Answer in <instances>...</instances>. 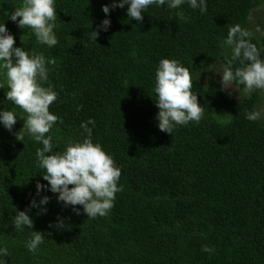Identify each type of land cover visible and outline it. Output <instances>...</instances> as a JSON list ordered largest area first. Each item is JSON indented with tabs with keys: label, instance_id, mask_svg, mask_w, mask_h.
I'll list each match as a JSON object with an SVG mask.
<instances>
[{
	"label": "trees",
	"instance_id": "16d2710c",
	"mask_svg": "<svg viewBox=\"0 0 264 264\" xmlns=\"http://www.w3.org/2000/svg\"><path fill=\"white\" fill-rule=\"evenodd\" d=\"M263 1L206 0L202 14L187 0L176 9L166 0L137 22L128 5L106 15L102 8L113 0H55L58 44L50 48L8 19L22 0H0V23L14 46L56 61L47 65L44 85L58 93L50 112L59 119L46 134L53 153L82 142L81 124L91 120V139L114 158L123 188L103 217L88 218L79 205L77 215L58 202L38 166L42 144L21 130L26 113L7 101V87L0 89V111L17 117L12 132L0 124V249L9 252L0 264H264V90L245 93L233 83L229 95L202 75L214 67L224 71L232 55L224 43L229 28L248 31ZM104 19L111 26L94 41L91 31ZM256 23L260 34L248 31L247 39L264 60V21ZM165 58L189 69L191 91L205 110L199 123L176 126L172 134L160 131L156 119L155 74ZM251 111H261V118L248 121ZM37 182L45 185L39 195ZM44 196L49 203L28 213L34 227L16 230L17 211ZM32 231L44 236L35 254L26 246Z\"/></svg>",
	"mask_w": 264,
	"mask_h": 264
},
{
	"label": "clouds",
	"instance_id": "9594fccd",
	"mask_svg": "<svg viewBox=\"0 0 264 264\" xmlns=\"http://www.w3.org/2000/svg\"><path fill=\"white\" fill-rule=\"evenodd\" d=\"M186 0H167L168 7L179 8ZM166 0H113L111 5H105L102 11L107 15L110 9L128 5L127 15L131 20L142 22V12L152 5L163 6ZM193 9L199 8L203 14L207 10L206 0H187ZM19 18V19H18ZM8 19L18 22V27L31 28L37 42L48 47L58 44L55 35L57 13L55 0H22V3L11 12ZM111 26L110 19H104L95 31L92 32L94 41L100 31H107ZM250 33L239 25L229 28L225 44L232 47L231 59L226 58L227 67L220 76L222 91L232 94L233 83L243 86L245 93L264 90V60L260 58L257 47L247 37ZM14 36L4 23H0V75L5 82H0V89L7 87V101L12 102L26 113L21 130L26 131L42 148L36 151L38 166L45 170L43 180L48 182L52 193H58V202L73 206L77 215V205L83 207L88 218L106 216L114 207L116 193L123 191L118 187L121 170L115 164L114 158L107 154L99 143H93L88 121L81 124L87 133L82 142L69 143L63 153H53L52 136L46 135L58 121V117L50 112L52 105L58 98V93L48 83L49 68L54 65L55 59H46L42 53L33 51L29 54L24 48L15 47ZM239 62L240 67L232 70L233 64ZM247 62V63H245ZM192 76L188 68L175 59H162L156 69L154 91L158 97L155 103L159 109L156 119L160 131L172 134L176 126H184L189 122L199 123L205 114L203 106L198 102V96L191 91ZM228 115V114H227ZM261 111H251L246 114L248 121L255 122L261 118ZM17 123L13 111H0V124L12 132ZM20 130V131H21ZM18 141L23 135H18ZM71 186V187H69ZM37 195L45 189V185L37 182ZM48 196L42 197L37 204L33 199L28 209L17 211L14 219L16 230L26 226L34 227L33 220L28 214L31 208L47 205ZM46 211V209H42ZM58 227L64 226V221L58 218ZM44 241L43 233L32 231V238L27 242V248L33 254ZM203 251L213 249L204 246ZM7 248L0 249V256H8Z\"/></svg>",
	"mask_w": 264,
	"mask_h": 264
},
{
	"label": "rangeland",
	"instance_id": "374dc122",
	"mask_svg": "<svg viewBox=\"0 0 264 264\" xmlns=\"http://www.w3.org/2000/svg\"><path fill=\"white\" fill-rule=\"evenodd\" d=\"M257 18L264 21V1H263V5L259 9L255 10V12H253V15L251 16L248 24V31L254 32L256 36L260 34V33L258 34V30L260 31V29H258L259 27L256 23ZM222 74L223 72H221V68L219 67L210 68L202 73V75H204L206 83H212L213 81L220 82L221 79L220 76Z\"/></svg>",
	"mask_w": 264,
	"mask_h": 264
}]
</instances>
